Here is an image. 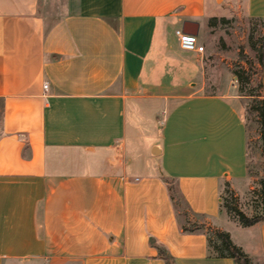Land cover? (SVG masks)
Instances as JSON below:
<instances>
[{
	"label": "crops",
	"instance_id": "1",
	"mask_svg": "<svg viewBox=\"0 0 264 264\" xmlns=\"http://www.w3.org/2000/svg\"><path fill=\"white\" fill-rule=\"evenodd\" d=\"M40 3L0 0V264H166L151 239L172 264H234L182 232L164 179L264 264V222L222 206L228 185L254 215L262 175L243 98L206 93L176 36L203 46L210 19L264 21V0H65L49 27Z\"/></svg>",
	"mask_w": 264,
	"mask_h": 264
},
{
	"label": "rangeland",
	"instance_id": "2",
	"mask_svg": "<svg viewBox=\"0 0 264 264\" xmlns=\"http://www.w3.org/2000/svg\"><path fill=\"white\" fill-rule=\"evenodd\" d=\"M64 2L65 0H41L40 14L44 16L48 27L62 16ZM228 20L227 23H219L215 27L207 26L203 36V56L207 66L206 93L223 92L243 98L240 103L248 130V168L253 174H261L264 167V148L260 141L258 117L250 110L254 99L245 95H259L260 100L264 99V70L259 64L260 51L264 46V21L244 17ZM243 57L252 61L255 72L249 70L242 60ZM241 70H245V73L242 74V81H238L234 72ZM258 186L259 180L256 181L255 191L249 196L251 207L258 200ZM223 196H227L225 189ZM226 199L230 202V196ZM176 202L178 211L181 214L186 213L183 202Z\"/></svg>",
	"mask_w": 264,
	"mask_h": 264
},
{
	"label": "trees",
	"instance_id": "3",
	"mask_svg": "<svg viewBox=\"0 0 264 264\" xmlns=\"http://www.w3.org/2000/svg\"><path fill=\"white\" fill-rule=\"evenodd\" d=\"M229 20L222 19H210L209 25L215 27L219 23H227ZM242 60L246 63L249 70L253 73L255 72L254 65L252 61L248 58L243 57ZM259 64L264 70V46L261 48ZM245 73V70L240 72H234V76L238 81H242V74ZM246 97H252L254 99L253 104L251 105V113H256L258 117V126L260 131V141L262 147L264 148V99L260 100L259 95H245ZM164 182L167 186V190L176 211V218L180 229L185 234H195V233H205L208 241V246L212 251L213 255L216 258H228L234 261V264H254L253 260L245 254L239 247H237L231 240L230 236L226 232L220 230H214L210 227H207L205 224H200L197 220L203 219L202 216L195 215L189 208L188 203L183 197L178 184L172 179H164ZM225 193L229 197L230 202L226 199L225 196H222V206L226 211L232 215L238 222L244 227H250L257 223L264 222V167L262 170V175L259 180V189L257 191L258 200L254 206V215L251 217L244 214L238 208V199L234 196V193L226 185ZM178 198V199H177ZM183 202L186 213L181 214L177 208V202ZM231 201L233 204H231ZM197 219V220H195ZM151 244L158 250L159 256L165 261L166 264H172V257L166 251V249L158 244H156L154 239H151Z\"/></svg>",
	"mask_w": 264,
	"mask_h": 264
},
{
	"label": "built area",
	"instance_id": "4",
	"mask_svg": "<svg viewBox=\"0 0 264 264\" xmlns=\"http://www.w3.org/2000/svg\"><path fill=\"white\" fill-rule=\"evenodd\" d=\"M176 36L179 40L180 47L182 50L197 53L204 52V47L199 44L196 36L184 34L181 30L176 32ZM44 89L47 90L48 86L45 85Z\"/></svg>",
	"mask_w": 264,
	"mask_h": 264
},
{
	"label": "water",
	"instance_id": "5",
	"mask_svg": "<svg viewBox=\"0 0 264 264\" xmlns=\"http://www.w3.org/2000/svg\"><path fill=\"white\" fill-rule=\"evenodd\" d=\"M189 26H194L196 28H198V25L192 24V23H186L185 24V28H188Z\"/></svg>",
	"mask_w": 264,
	"mask_h": 264
}]
</instances>
